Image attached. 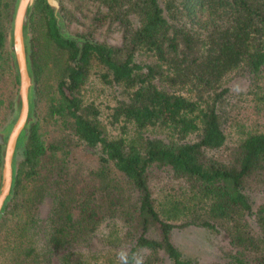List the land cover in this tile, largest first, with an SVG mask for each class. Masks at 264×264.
<instances>
[{"label": "trees", "instance_id": "1", "mask_svg": "<svg viewBox=\"0 0 264 264\" xmlns=\"http://www.w3.org/2000/svg\"><path fill=\"white\" fill-rule=\"evenodd\" d=\"M68 1L29 11L30 119L0 264H119L121 250L144 264H264V123L229 139L242 97L264 99V0ZM15 2L0 0V119L17 111ZM73 7L86 20L71 32ZM110 27L116 42L99 37ZM92 67L119 89L116 135L83 98ZM230 73L244 90L223 84ZM187 226L224 235L222 261L185 255L172 230Z\"/></svg>", "mask_w": 264, "mask_h": 264}, {"label": "rangeland", "instance_id": "2", "mask_svg": "<svg viewBox=\"0 0 264 264\" xmlns=\"http://www.w3.org/2000/svg\"><path fill=\"white\" fill-rule=\"evenodd\" d=\"M62 2L67 7H71V3L68 0H62ZM72 11L74 18L66 23L67 28L71 32L79 31L86 19L81 15V12L74 9V7L72 8ZM82 11L85 12L84 7L82 8ZM99 37H103L108 42H116L119 39V33L114 27H110L100 33ZM223 81L224 85H229L236 90H244L246 88L245 79L242 76L236 77L233 73L225 76ZM82 94L86 101L93 102L97 110V116L107 129L108 133L110 135L118 134L119 131H121L120 125L117 122L111 123L110 111L115 99L119 96V89L114 85L103 81L98 74L97 67H92L90 70L87 80L82 87ZM260 99L261 97L251 96V94L242 97L238 112L233 116H236V118L235 122L230 126L232 131L230 130L229 132V139L237 137L238 133L247 129L261 127V124L264 123V99ZM15 116L16 114L12 113L11 107L7 108L3 118L0 119V129H8L6 127L11 125ZM125 131L129 133V131H131V126L128 125ZM236 131L238 133H234ZM19 152L20 149L17 148L14 153L16 158L20 156ZM172 238L185 255L197 258L200 261H222L223 256L227 251V244L224 235L213 234L197 226L174 228L172 230ZM99 242L100 241L97 238L93 239L95 246H98L100 244Z\"/></svg>", "mask_w": 264, "mask_h": 264}, {"label": "water", "instance_id": "3", "mask_svg": "<svg viewBox=\"0 0 264 264\" xmlns=\"http://www.w3.org/2000/svg\"><path fill=\"white\" fill-rule=\"evenodd\" d=\"M57 7V0H47ZM33 0H16L7 31L8 48L13 54L17 73V91L14 98L17 112L9 129H0L1 149L0 159V209L4 199L10 192L13 159L16 144L21 132H26L30 119L29 106L32 79L28 70L26 40L28 36V15Z\"/></svg>", "mask_w": 264, "mask_h": 264}, {"label": "clouds", "instance_id": "4", "mask_svg": "<svg viewBox=\"0 0 264 264\" xmlns=\"http://www.w3.org/2000/svg\"><path fill=\"white\" fill-rule=\"evenodd\" d=\"M107 235V231L104 232ZM119 264H144L143 256L137 254H130L126 250H121L117 253Z\"/></svg>", "mask_w": 264, "mask_h": 264}]
</instances>
